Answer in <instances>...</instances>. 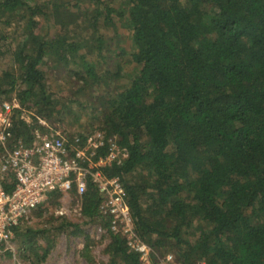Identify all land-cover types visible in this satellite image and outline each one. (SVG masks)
I'll list each match as a JSON object with an SVG mask.
<instances>
[{"label":"trees","instance_id":"trees-1","mask_svg":"<svg viewBox=\"0 0 264 264\" xmlns=\"http://www.w3.org/2000/svg\"><path fill=\"white\" fill-rule=\"evenodd\" d=\"M3 55L10 65L0 70V98L14 94L43 118L59 112L46 83L51 70L70 73L83 94L104 79L108 89L129 67L126 86L99 99L92 133L127 151L108 175L121 178L138 234L157 252H173L176 264H264V0H0ZM107 56L116 62L100 73ZM20 113L11 131L29 144L44 128ZM7 180L0 184L9 192ZM80 199L82 214L99 218L97 191ZM38 231L13 228L37 264L50 250ZM84 234L80 256L103 264ZM110 237L107 264H138L122 236Z\"/></svg>","mask_w":264,"mask_h":264},{"label":"built area","instance_id":"built-area-1","mask_svg":"<svg viewBox=\"0 0 264 264\" xmlns=\"http://www.w3.org/2000/svg\"><path fill=\"white\" fill-rule=\"evenodd\" d=\"M16 109L29 122L16 99L0 105V179L12 184L9 192L0 184V245L10 244L13 228L53 191L70 195L74 190L80 198L92 187L99 194L97 213L108 232L123 237L138 264H152L155 253L134 227L121 178L108 175L110 166L121 164L127 151L100 133L70 136L51 129H35L32 141L25 144L11 131ZM157 264L176 263L166 254L157 258Z\"/></svg>","mask_w":264,"mask_h":264},{"label":"rangeland","instance_id":"rangeland-1","mask_svg":"<svg viewBox=\"0 0 264 264\" xmlns=\"http://www.w3.org/2000/svg\"><path fill=\"white\" fill-rule=\"evenodd\" d=\"M44 1V0H40ZM90 4L86 1L84 5ZM89 5V6H90ZM73 10V9H71ZM76 21H80L77 18ZM71 27H74L72 25ZM78 30L79 27L77 26ZM116 32L118 38L121 39L120 44L125 45V48H129L126 38V29L116 24ZM76 29V27H75ZM101 34H107L106 37H114L112 32H106L100 28L97 31ZM74 34V30L71 31ZM12 38V36L10 35ZM17 37V36H16ZM91 40V45H93ZM9 41V40H8ZM13 41V40H12ZM117 41H109V50L107 55H111V49L115 48ZM4 53V52H3ZM109 57V56H107ZM105 57L104 65L99 66V71L102 73L107 71L109 67H112L115 58ZM51 64V63H50ZM112 64V65H111ZM10 65V61L6 55L0 56V70L6 69ZM60 67L59 65H57ZM56 66V67H57ZM46 66L44 67V69ZM130 70L129 67H124L120 77L109 81V88L106 89V79L102 83L93 84L89 89L85 90L83 94L79 92L78 87L81 88V84L77 83L72 75L64 74L60 71V75L55 76L56 70H51L52 77L48 75L46 83L48 85V91L52 93L58 100L57 109L58 114H54L51 117L43 118L36 113L35 107L27 105L25 109V115L30 123H34L44 128H36L40 131L56 130L62 131L72 135H86L92 132H97L101 123V117L103 109L99 106V99H102L108 93H112V90H120L124 88L128 82L127 73ZM15 99L14 94H10L5 98H0V105L3 102H12ZM98 106V107H97ZM40 121H44L42 124ZM103 133V132H102ZM1 156V155H0ZM137 173H134L135 175ZM137 176V175H136ZM145 196L142 198L143 207L147 206ZM81 199L72 194H61L57 197L45 200L35 210L31 211L27 219H24L19 224L20 226H26L32 229H37L40 232L44 231L47 238H42L41 233L38 231L35 234V239L42 246H46L50 243V250L44 261L39 264H88L82 256L80 251L84 246L85 234L89 235L92 240V256L97 262H103L107 264L109 262V255L106 252V247L111 241L110 232H108L106 225L101 218H88L82 214ZM67 222L77 224L84 233H73V227L67 226ZM43 234V235H45ZM37 237V238H36ZM155 255L151 258L152 264H157V258H161L163 255L171 254L173 252L156 251L152 247ZM174 259V258H173ZM35 258L31 255L29 250L25 252L22 246L19 244V240H15V236L11 239L9 245H0V264H34ZM35 264H37L35 262ZM200 264V263H197Z\"/></svg>","mask_w":264,"mask_h":264}]
</instances>
